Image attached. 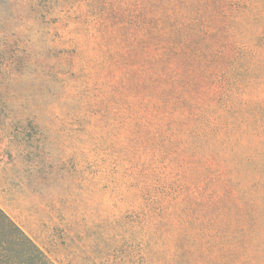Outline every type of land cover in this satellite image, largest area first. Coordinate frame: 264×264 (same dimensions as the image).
<instances>
[{
    "label": "rangeland",
    "instance_id": "1",
    "mask_svg": "<svg viewBox=\"0 0 264 264\" xmlns=\"http://www.w3.org/2000/svg\"><path fill=\"white\" fill-rule=\"evenodd\" d=\"M156 11L157 0H0V208L55 264H214L230 247L229 264H264L262 223L246 224L245 249L232 227L202 233L203 203L175 183L257 156L264 129L233 117L235 156L216 160V145L178 143L187 115L154 106ZM216 89L203 86L205 104ZM250 89L239 103H263L264 83ZM164 121L179 139L154 147ZM231 202L223 213L245 219Z\"/></svg>",
    "mask_w": 264,
    "mask_h": 264
},
{
    "label": "trees",
    "instance_id": "2",
    "mask_svg": "<svg viewBox=\"0 0 264 264\" xmlns=\"http://www.w3.org/2000/svg\"><path fill=\"white\" fill-rule=\"evenodd\" d=\"M153 23V41L161 52L156 59L158 95L154 106L168 107L173 113L181 110L187 115L189 125L181 137L185 139L178 143L198 154L203 147L216 145L220 150L215 148L212 151L215 154L210 153L216 160L227 150L232 154L238 145H234L237 138L231 136L233 117L243 121L248 113L251 120L254 117L257 128L264 129V102L248 107L239 103L240 95L251 90L253 84L264 83V0H157ZM207 84H215L217 88L207 97L209 104L203 100V86ZM181 123L186 125V119L184 122L180 119L179 127ZM213 123H220L223 130L217 132ZM168 128V121L158 127L154 147L162 146L159 138H168V142L179 139L169 135ZM258 143L262 147L257 156L248 154L223 165L217 162L211 168L204 165L205 175L203 172L191 185L180 183L178 176L175 179L179 187H187L204 205L203 212L207 214L200 219L199 230L225 237H232L227 228L239 230L242 241L239 245L243 249L246 235L249 239L253 234L246 232V224L264 225V139L259 138ZM171 160L176 163L178 159L172 155ZM242 166L244 170L240 171ZM232 197L243 203L245 219H235L231 210L223 213L229 204L232 206ZM204 222L216 229L203 231ZM254 230L256 233L259 228ZM259 243L256 251L264 254V239ZM229 250L225 259L219 257L214 264H229L236 259L235 247ZM242 256L238 263L255 264ZM0 264H55L1 208Z\"/></svg>",
    "mask_w": 264,
    "mask_h": 264
}]
</instances>
